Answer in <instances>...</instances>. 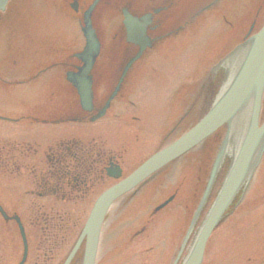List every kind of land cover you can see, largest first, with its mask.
Segmentation results:
<instances>
[{"label": "rangeland", "instance_id": "obj_1", "mask_svg": "<svg viewBox=\"0 0 264 264\" xmlns=\"http://www.w3.org/2000/svg\"><path fill=\"white\" fill-rule=\"evenodd\" d=\"M258 2L233 0L221 13L206 12L184 30L162 37L145 50L138 61L137 73L126 84L132 91L130 99L138 104L140 121L130 123L140 136V147L145 144L147 151H151L158 145L152 128L168 129L178 124L176 133H181L203 114L218 92L227 59L215 69L212 66L241 40L248 22L255 18L249 7L254 8ZM1 16L0 115L16 111L15 100L36 110L52 99L48 90L51 79H28L32 83L27 89L15 81L28 78L32 65L80 48L81 31L61 0H10ZM99 17L97 13L95 18ZM117 17L113 10L102 14L98 31L101 55L126 53L127 49L114 36ZM263 20L264 13L258 16L252 30ZM260 117L264 119V90ZM0 122L9 121L0 119ZM218 142L211 137L205 139L168 165L157 178L141 186L138 201L113 207L99 236L94 264H170L204 184L196 183L195 178L202 175L205 182ZM137 156H143L141 150ZM226 165L225 161L220 176ZM175 188L178 189L175 199L151 214L153 205ZM192 191L196 197L192 196L190 201L187 196ZM215 191L214 188L212 194ZM237 198L210 234L201 264H264V213L259 206L264 204V151L241 198L246 202H238ZM186 199L188 205L184 206ZM205 212L206 209L195 223L194 233ZM142 224L143 231L136 232ZM77 233L69 235L61 254ZM190 242L189 239L187 245Z\"/></svg>", "mask_w": 264, "mask_h": 264}, {"label": "flooded vegetation", "instance_id": "obj_2", "mask_svg": "<svg viewBox=\"0 0 264 264\" xmlns=\"http://www.w3.org/2000/svg\"><path fill=\"white\" fill-rule=\"evenodd\" d=\"M61 1L73 15L74 24L80 27L83 12L93 0ZM231 2L233 0H97L91 11L97 35L103 22L102 14L113 10L118 16L115 39L127 50L122 55H101L100 48L90 70L92 103L89 109L81 106L77 90L68 79V75L82 65L75 51L32 65L28 78L15 81L27 89L32 83L28 79H51L48 90L52 99L36 110L28 109V103L15 100L16 111L0 115V119L9 121L0 122V264H60L69 235L81 229L99 194L125 177L154 150L147 151L145 144L140 147V136L130 123L139 122L140 114L138 104H133L129 97L132 91L126 84L137 73L143 53L131 60L138 45L127 39L123 11L139 19L153 44L184 30L206 12L221 13ZM250 12L255 18L248 22L241 41L252 33L258 16L264 13V0H259L254 8L249 7ZM97 13L99 20L95 18ZM124 123L127 127H123ZM178 128V124L168 129L152 128L159 139L157 146L179 135ZM214 136L220 138L221 133ZM140 150L141 158L137 156ZM167 166L111 201L100 234L110 210L138 201L141 186L157 178ZM225 173L222 178L220 171L217 173L211 190L215 188L217 192ZM203 179L202 175L195 178L200 184L204 183ZM177 190L154 204L151 214L173 201ZM191 193L190 201L192 196L196 197L195 192ZM170 195L173 197L166 205L155 209ZM185 205H188L187 199ZM259 206L264 213V204ZM143 229L144 224L136 232ZM77 259L69 264H77Z\"/></svg>", "mask_w": 264, "mask_h": 264}, {"label": "water", "instance_id": "obj_3", "mask_svg": "<svg viewBox=\"0 0 264 264\" xmlns=\"http://www.w3.org/2000/svg\"><path fill=\"white\" fill-rule=\"evenodd\" d=\"M95 1L83 14L81 30L84 36V45L80 51L75 53L82 60L83 65L77 72L68 75V79L76 87L80 103L85 109H89L92 100L89 71L99 52V40L90 18ZM6 2L7 0H0V10L5 8ZM123 23L126 27L127 39L138 44V49L131 58L133 60L141 54L145 47L150 46L151 42L149 37L145 35L139 20L126 11H124ZM234 53L241 54L237 66L204 114L180 136L154 151L128 175L105 189L98 196L79 235L61 264H69L81 244H83L81 264H94L99 229L111 200L139 184L225 124L227 127L226 134L213 160L208 180L192 218L193 222L205 202L223 159V145L229 139L230 128L236 122H241L242 135L238 148L234 151L228 172L187 254L181 262V264H200L210 232L220 220L223 211L241 184L248 180L264 148V120L262 123H258L261 95L264 88V22L245 42L236 46L226 58L232 57ZM124 72L125 69L122 75ZM166 202L167 200L157 208L163 206ZM20 231L22 234V229ZM186 239L187 234L181 243L180 251Z\"/></svg>", "mask_w": 264, "mask_h": 264}, {"label": "bare ground", "instance_id": "obj_4", "mask_svg": "<svg viewBox=\"0 0 264 264\" xmlns=\"http://www.w3.org/2000/svg\"><path fill=\"white\" fill-rule=\"evenodd\" d=\"M230 59H227L225 63H227L224 66V71L226 75L225 81L232 75L234 72V62L236 59H239V54H233V57H228ZM224 75V77H225ZM222 86V82L220 81V88ZM242 124L241 122H236L233 126H231L230 131H229V139L224 142V154L227 153L228 157L233 158L234 151L238 148V143L240 141V137L242 135ZM229 169V168H228ZM228 172V170H225V172ZM222 176V175H221ZM222 178V177H221ZM217 194V192L215 191ZM214 194H210L206 199L212 198ZM239 202V201H238Z\"/></svg>", "mask_w": 264, "mask_h": 264}]
</instances>
